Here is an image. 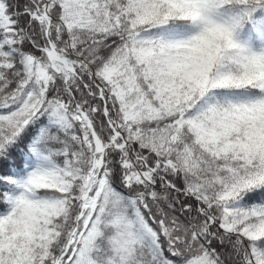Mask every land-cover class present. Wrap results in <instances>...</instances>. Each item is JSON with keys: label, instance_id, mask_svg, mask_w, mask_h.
I'll list each match as a JSON object with an SVG mask.
<instances>
[{"label": "snow or ice", "instance_id": "obj_1", "mask_svg": "<svg viewBox=\"0 0 264 264\" xmlns=\"http://www.w3.org/2000/svg\"><path fill=\"white\" fill-rule=\"evenodd\" d=\"M0 264H264V0H0Z\"/></svg>", "mask_w": 264, "mask_h": 264}]
</instances>
